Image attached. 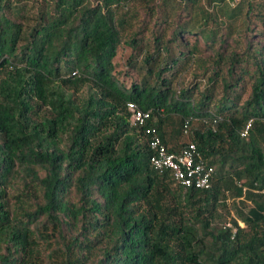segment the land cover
<instances>
[{
	"label": "trees",
	"instance_id": "obj_1",
	"mask_svg": "<svg viewBox=\"0 0 264 264\" xmlns=\"http://www.w3.org/2000/svg\"><path fill=\"white\" fill-rule=\"evenodd\" d=\"M211 1L0 0V264H264V0ZM129 101L209 188L151 167Z\"/></svg>",
	"mask_w": 264,
	"mask_h": 264
},
{
	"label": "built area",
	"instance_id": "obj_2",
	"mask_svg": "<svg viewBox=\"0 0 264 264\" xmlns=\"http://www.w3.org/2000/svg\"><path fill=\"white\" fill-rule=\"evenodd\" d=\"M130 112L129 122L133 127L141 128L147 138L148 147L151 151L150 164L156 171L168 169L175 180L184 187L206 189L211 185L213 168L203 161L201 152L194 142L187 143L179 152H169L163 144L155 126L147 125L150 118L149 110L140 109L134 102L126 104ZM218 117L212 119L216 122ZM250 121L246 124L242 135L248 132ZM186 132V124H184ZM229 217L224 225L230 227Z\"/></svg>",
	"mask_w": 264,
	"mask_h": 264
},
{
	"label": "rangeland",
	"instance_id": "obj_3",
	"mask_svg": "<svg viewBox=\"0 0 264 264\" xmlns=\"http://www.w3.org/2000/svg\"><path fill=\"white\" fill-rule=\"evenodd\" d=\"M239 1L240 0H212L210 3V9L213 11L214 16L217 18L218 21L225 23V21L233 18L235 15L238 14ZM232 48H237V46L233 44V41L230 42L228 46V51H230ZM128 51L129 49L125 48L124 46H121L119 48V51L116 56V61L117 64H119V69L125 68L126 64L124 60ZM196 70L198 69H194L193 71ZM188 76H185V81L188 79ZM224 202L226 203V205L219 208V216L216 218V223L218 226L224 225L229 217L238 218V210L243 213L247 209V202L245 201L244 197L232 198L231 196H227L226 200L224 199ZM238 222L243 225L241 219H238Z\"/></svg>",
	"mask_w": 264,
	"mask_h": 264
}]
</instances>
